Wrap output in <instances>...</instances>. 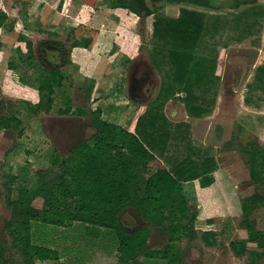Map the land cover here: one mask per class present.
Returning <instances> with one entry per match:
<instances>
[{
	"label": "trees",
	"instance_id": "obj_1",
	"mask_svg": "<svg viewBox=\"0 0 264 264\" xmlns=\"http://www.w3.org/2000/svg\"><path fill=\"white\" fill-rule=\"evenodd\" d=\"M98 1L113 9L126 10L135 21L155 18L154 54L173 66L170 83L160 89L148 107L149 115L139 118L134 131L103 119L100 107L91 109L88 115L94 133L89 139L79 143L66 157L55 156L49 169L31 175L23 167L18 174L8 176V193L14 184L18 185V190L16 197L9 195L6 200L11 217L3 230L9 241L0 240V264H13L15 256L20 264L59 262L63 255L48 236L66 229L80 230L82 240L89 245L103 252H113L117 264H181L177 243L184 238L195 240L198 228L201 230H198L199 238L206 247L220 244L218 237L222 231L213 229L216 221L211 214L221 209L218 204L223 198L224 178L221 173H215L214 168H205L198 177L196 165L185 161L187 159L180 164L172 162L173 156L168 151L176 139L175 127L180 134L181 125L166 122L162 109L174 95L182 93V103L189 116L201 117L210 112L214 104L210 95L217 89L220 77L216 75V56L209 52V56L198 54L200 44L206 38L214 39L218 35L223 38L229 32L235 33V41L242 42L252 36L254 27L264 20V6L258 4V0H82L88 7H94ZM69 3L70 0H64L63 13L67 12ZM181 4L216 11H242L230 19L190 9H181L175 19L162 14L167 5ZM244 23L253 29L243 33ZM19 25L0 11V29L8 27L9 32L15 31ZM86 30L91 31L76 25L71 32L82 36ZM17 40L20 44L14 53L19 56L16 63H8L12 73L22 55L33 59L32 43L27 37L19 33ZM80 41V37L75 38L73 48L80 46ZM93 43L94 40L88 38L82 47L90 48ZM134 47L139 48V44ZM124 58L125 63L131 62L132 53ZM14 75L16 87L24 90L26 86ZM65 78L60 70L46 71L40 79L41 85L32 90L36 96L20 100L18 104L33 116L50 114L55 110L56 89L63 86ZM255 80L264 84V66L256 69ZM71 112L68 98L63 107L56 110L59 115ZM77 113L87 114L83 108H78ZM21 127L22 122L17 117L0 116V130L20 135ZM238 150L245 155L250 180L255 185L264 184V145L239 142ZM168 165L173 166L168 168ZM39 198L43 202L37 209L33 203ZM197 201L203 208L201 214L193 212ZM240 207L239 225L247 232V237L231 241L230 250L239 258L249 252L264 254V225L255 217L260 210L264 213V196L253 194L242 198ZM127 209L134 210L147 226L124 229L120 215ZM151 227L166 233L163 248L155 249L148 244Z\"/></svg>",
	"mask_w": 264,
	"mask_h": 264
},
{
	"label": "rangeland",
	"instance_id": "obj_2",
	"mask_svg": "<svg viewBox=\"0 0 264 264\" xmlns=\"http://www.w3.org/2000/svg\"><path fill=\"white\" fill-rule=\"evenodd\" d=\"M63 2L0 0V11L20 24L15 31L9 32L8 27L0 29V116H15L22 122L20 135L19 132L0 130V240L9 241L3 230L5 222L11 217L6 200L9 195L16 197L18 190V185L14 184L8 193V176L18 174L23 167L31 175L49 169L55 156L66 157L79 143L89 139L94 133L88 115L91 109L100 107L103 119L133 131L139 118L149 115L148 107L160 89L170 83L173 66L154 54V17L135 21L126 10L113 9L102 1L88 7L83 5L82 0H70L67 12L63 13ZM258 2L264 6V0ZM181 9L228 19L242 11H216L181 4L167 5L162 14L175 19ZM246 24L243 33L253 29ZM259 24L254 27L252 36L245 37L242 42L235 41V33L229 32L223 38L219 35L214 39L206 38L200 44L198 54L207 56L209 52L216 56V75L220 77L217 89L210 95L214 104L209 113L201 117L189 116L182 103V93L174 95L162 109L166 122L181 125L180 134L175 127L178 135H175L176 139L172 138L168 151L173 156L172 162L180 164L187 159L185 161L196 165L198 177L202 176L205 168H214L215 173H221L225 183L221 191L223 198L218 204L221 209L211 214L216 221L213 229L222 231L218 237L219 246L206 247L199 238L201 230L198 228L195 240L184 238L177 243L182 256L181 264H264V254H257L260 251L256 254L249 252L239 258L229 247L231 241L247 237V232L239 225L240 200L253 194L264 196V184L255 185L250 180L245 155L238 150L239 142L253 141L264 145V84L255 80L256 69L264 66V20ZM76 25L91 31L86 30L82 36H76L71 32ZM19 33L32 43L33 59L28 60L27 55H22L21 62L12 73L8 63H16L19 56L14 53L20 44L17 40ZM77 37H80V46L73 48ZM88 38H92L94 43L85 49L82 46ZM138 44L139 48L134 47ZM46 47H55L63 52L64 61L57 69L66 78L63 86L56 89L55 110L50 114L33 116L18 103L36 96L32 90L41 85L40 79L47 71L40 57L41 49ZM130 53L132 60L125 63L124 57ZM13 75L20 77L26 86L24 90L16 87ZM141 87L149 89V92L139 93ZM66 98L72 112L59 115L56 110L63 107ZM78 108H83L87 114H78ZM176 144L179 149L177 146L175 149ZM165 164L167 166L166 161ZM172 166L168 165V168ZM42 202L39 198L33 205L40 209ZM195 205L193 212L201 214V204L197 201ZM255 217L264 225L261 210ZM120 222L124 229L147 226L131 209L121 213ZM150 231L148 244L155 249L163 248L167 242L166 233L152 227ZM48 239L55 241L63 255L55 264H117L113 252L92 247L82 240L80 230H58ZM20 263L15 256L13 264Z\"/></svg>",
	"mask_w": 264,
	"mask_h": 264
},
{
	"label": "flooded vegetation",
	"instance_id": "obj_3",
	"mask_svg": "<svg viewBox=\"0 0 264 264\" xmlns=\"http://www.w3.org/2000/svg\"><path fill=\"white\" fill-rule=\"evenodd\" d=\"M62 54L63 52L55 47H46L44 49H41L40 57L42 65L46 68L47 71L59 70L57 69V67H59V65L64 61ZM144 92H149V89H144V87H141V91L139 93L142 94Z\"/></svg>",
	"mask_w": 264,
	"mask_h": 264
},
{
	"label": "crops",
	"instance_id": "obj_4",
	"mask_svg": "<svg viewBox=\"0 0 264 264\" xmlns=\"http://www.w3.org/2000/svg\"><path fill=\"white\" fill-rule=\"evenodd\" d=\"M134 128H135V125H134ZM134 131V130H133ZM176 135H178L177 133H175ZM176 146L178 147L177 149H179V145L178 144H176L175 145V149H176Z\"/></svg>",
	"mask_w": 264,
	"mask_h": 264
}]
</instances>
